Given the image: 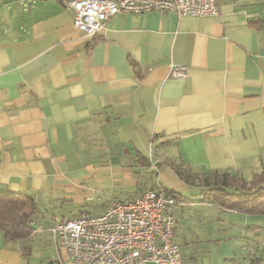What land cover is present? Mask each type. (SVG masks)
<instances>
[{
  "label": "crops",
  "instance_id": "1",
  "mask_svg": "<svg viewBox=\"0 0 264 264\" xmlns=\"http://www.w3.org/2000/svg\"><path fill=\"white\" fill-rule=\"evenodd\" d=\"M0 14L1 190L53 206L109 191L89 211L100 213L156 175L184 200L175 213L183 264H264L251 260L264 249V215L204 201L170 165L247 180L261 169L264 0H220L204 17L118 14L92 36L67 0H0ZM176 64L186 77L171 75ZM0 264L79 263L48 229L22 240L0 229Z\"/></svg>",
  "mask_w": 264,
  "mask_h": 264
},
{
  "label": "built area",
  "instance_id": "2",
  "mask_svg": "<svg viewBox=\"0 0 264 264\" xmlns=\"http://www.w3.org/2000/svg\"><path fill=\"white\" fill-rule=\"evenodd\" d=\"M73 24L87 35H97L109 18L123 13L172 11L178 15L214 16L220 0H67ZM185 64L172 66L171 75L186 77ZM150 157L153 149L150 148ZM182 198L161 188L149 187L130 200L115 199L100 213L86 212L35 225L33 232L48 229L68 258L79 264H183L175 239L176 209Z\"/></svg>",
  "mask_w": 264,
  "mask_h": 264
},
{
  "label": "trees",
  "instance_id": "3",
  "mask_svg": "<svg viewBox=\"0 0 264 264\" xmlns=\"http://www.w3.org/2000/svg\"><path fill=\"white\" fill-rule=\"evenodd\" d=\"M147 160L149 167L152 169L151 171L155 174L160 164L155 163L151 157H147ZM261 161V169L254 172L249 180L242 177L239 173L230 170H211L207 173H199L184 163L170 161V165L183 180L201 187L204 201L225 209L264 215V147ZM149 187H158L163 189L167 194L179 197L174 190L169 189L161 183L156 175L142 177L140 192L142 193ZM133 198L135 197L119 200H130ZM84 205H74V208L70 212L64 213L60 217L52 214L46 216L41 210V203L31 193L0 189V229L9 238L18 240L27 239L35 228V225L31 224V221L37 223L44 220V217H47L48 221L44 225H49V223L53 224L58 220L77 217L90 211L84 208ZM262 259H264V249L262 253L255 252L253 257H251L253 262H259Z\"/></svg>",
  "mask_w": 264,
  "mask_h": 264
},
{
  "label": "rangeland",
  "instance_id": "4",
  "mask_svg": "<svg viewBox=\"0 0 264 264\" xmlns=\"http://www.w3.org/2000/svg\"><path fill=\"white\" fill-rule=\"evenodd\" d=\"M4 11V10H3ZM2 17V14H0V18ZM103 191L106 189H102ZM109 191H105L102 193L101 196L95 197L94 199H91V201L87 202V204L84 205V208L91 210L92 212L94 211L93 205L98 204L100 202L108 200L106 195L109 194ZM100 197V198H99ZM60 202L61 200L56 199V202ZM51 203H41V210L44 212V214L47 215H55L56 217L62 216L64 213L67 214L70 212L73 208L75 203H68L67 205H55Z\"/></svg>",
  "mask_w": 264,
  "mask_h": 264
}]
</instances>
